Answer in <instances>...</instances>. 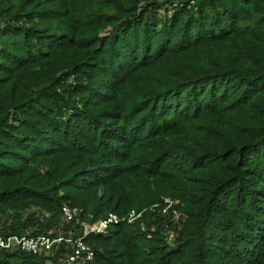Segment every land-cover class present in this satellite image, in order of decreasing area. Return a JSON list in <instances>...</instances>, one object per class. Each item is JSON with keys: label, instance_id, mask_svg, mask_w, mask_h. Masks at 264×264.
<instances>
[{"label": "trees", "instance_id": "obj_1", "mask_svg": "<svg viewBox=\"0 0 264 264\" xmlns=\"http://www.w3.org/2000/svg\"><path fill=\"white\" fill-rule=\"evenodd\" d=\"M64 203L140 211L70 264H264V0H0V231Z\"/></svg>", "mask_w": 264, "mask_h": 264}, {"label": "built area", "instance_id": "obj_2", "mask_svg": "<svg viewBox=\"0 0 264 264\" xmlns=\"http://www.w3.org/2000/svg\"><path fill=\"white\" fill-rule=\"evenodd\" d=\"M169 204H165L161 212H167ZM79 209L68 205H62L61 218L63 221L71 222L72 220L80 225L71 226L65 229L61 226H51L45 232H31L26 229L23 232H0V248L5 249H19L35 254L50 252L56 248L61 242L65 241L69 244L70 250L66 254L65 262L83 263L94 258V248L87 242L83 236L84 232L97 231L102 232L107 230L110 226L120 221L121 219L132 220L140 214L135 210H130L126 215L119 216L115 212H109L106 216L98 217L89 221L87 218L77 220L76 215ZM92 215L89 213L88 217ZM77 227H82V234L76 236L74 230Z\"/></svg>", "mask_w": 264, "mask_h": 264}, {"label": "rangeland", "instance_id": "obj_3", "mask_svg": "<svg viewBox=\"0 0 264 264\" xmlns=\"http://www.w3.org/2000/svg\"><path fill=\"white\" fill-rule=\"evenodd\" d=\"M63 205H68V204H63ZM68 206H71V205H68ZM73 207V206H72ZM174 215V217H172ZM170 216V218L171 219H173L174 218V220L177 218V219H179L180 218V214H179V212L177 211V212H172L171 210L169 211V212H167V213H165V219H163V220H165V221H167V219H170V218H168ZM4 216H2V215H0V223L1 222H3V220H4ZM163 220H162V223H163ZM61 224V226L63 227V228H65V229H69L71 226H72V224H70V222H66V221H63V219L61 218V214H60V220H59V224L58 225H56V226H59ZM165 224V223H164ZM166 227V225H164L163 226V229ZM151 228H152V225H151ZM30 229V228H29ZM106 231V230H105ZM0 232H4V233H7L5 230H2V231H0ZM91 233H95L96 231H90ZM173 232H171V234H172ZM149 235V234H148ZM91 240H89V242H90ZM90 243H92V242H90ZM93 244V243H92ZM47 255H45V253H41V254H37L38 256H42L43 258H41L40 260H42V262H43V264H51L53 261H52V258L48 255L49 254V252L48 253H46Z\"/></svg>", "mask_w": 264, "mask_h": 264}, {"label": "water", "instance_id": "obj_4", "mask_svg": "<svg viewBox=\"0 0 264 264\" xmlns=\"http://www.w3.org/2000/svg\"><path fill=\"white\" fill-rule=\"evenodd\" d=\"M82 232H83L82 227H77V228L74 230V233H75L76 236L81 235Z\"/></svg>", "mask_w": 264, "mask_h": 264}, {"label": "crops", "instance_id": "obj_5", "mask_svg": "<svg viewBox=\"0 0 264 264\" xmlns=\"http://www.w3.org/2000/svg\"><path fill=\"white\" fill-rule=\"evenodd\" d=\"M84 234H87V232H84Z\"/></svg>", "mask_w": 264, "mask_h": 264}]
</instances>
